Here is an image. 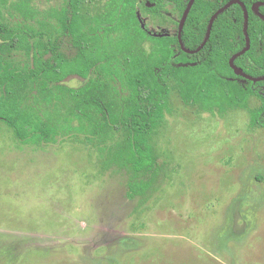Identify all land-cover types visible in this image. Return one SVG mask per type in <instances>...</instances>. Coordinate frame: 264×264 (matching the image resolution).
<instances>
[{"label": "rangeland", "instance_id": "374dc122", "mask_svg": "<svg viewBox=\"0 0 264 264\" xmlns=\"http://www.w3.org/2000/svg\"><path fill=\"white\" fill-rule=\"evenodd\" d=\"M2 1L12 25L29 2L37 28L61 4ZM167 9L139 6V14L151 31L175 34L179 16ZM170 109L152 137L168 176L144 199L127 197V176L98 141L72 130L55 143L23 144L0 120V264H264V127L251 126L246 109L186 105L176 90ZM114 133L109 145L123 137Z\"/></svg>", "mask_w": 264, "mask_h": 264}, {"label": "trees", "instance_id": "16d2710c", "mask_svg": "<svg viewBox=\"0 0 264 264\" xmlns=\"http://www.w3.org/2000/svg\"><path fill=\"white\" fill-rule=\"evenodd\" d=\"M60 1L49 12L51 21L38 28L29 2L19 6L21 20L14 25L0 8V120L21 143H55L72 130L82 133L98 141L109 162L125 173L127 197L144 199L168 176V161L152 137L171 112L173 90L186 105L213 114L246 109L250 125L264 127V80L238 75L230 65L246 46L240 4L219 14L204 47L189 53L178 32L190 0H106L94 13L96 0ZM229 1L195 0L183 29L187 48L203 43L212 15ZM242 1L249 11L251 46L235 64L263 77L264 20L253 5L264 0ZM168 5L179 16L175 34L153 35L142 27L139 6L164 15ZM260 11L264 14V5ZM72 76L83 84L66 85ZM252 98L259 106H250ZM43 104L46 114L39 113ZM56 107L60 112H49ZM115 131L123 137L109 145Z\"/></svg>", "mask_w": 264, "mask_h": 264}, {"label": "water", "instance_id": "95a60500", "mask_svg": "<svg viewBox=\"0 0 264 264\" xmlns=\"http://www.w3.org/2000/svg\"><path fill=\"white\" fill-rule=\"evenodd\" d=\"M194 2H195V0H190L189 1L188 5H187V8L184 11L183 16H182L181 21H180L178 38H179V41H180L182 49L184 51H186V52H189V53H195V52H198L199 50H201L204 47V45L206 44V42L208 41L209 37H210L211 31H212V27H213L214 21L217 18V16L219 14H221L222 12H224L226 9H228L231 5H233L235 3H238V4H240L243 7L244 14H245L244 31H245V35H246L247 44H246L245 48L242 51H240V52H238V53H236L235 55L232 56V58L230 59V65L234 69L235 73L238 74V75H242V76H244V77H246V78H248L250 80H253L254 82L258 81V80H264V77L256 78V77H253V76L247 74L241 67H239L238 65L235 64L236 58L238 56H240L241 54L245 53L250 48V37H249V33H248L249 11H248V8H247L246 4L242 0H230L228 3H226L225 5L220 7L212 15V17L210 19V22H209V25H208V29H207V34H206V37H205L203 43L197 49L192 50V49L187 48L185 46V44H184V41H183V29H184V25L186 23V20L188 18V15H189V13L191 11V8H192ZM149 5L151 6L152 4H149ZM261 5H264V2L255 3L254 6H253V10H254V12L256 14H258L260 17H262L264 19V14L259 9V7ZM138 15L140 16L139 13H138ZM140 21L142 23V27L144 29H146V25L143 22L141 17H140ZM150 33L153 34V35H163V34H165V33H158V32H152V31H150Z\"/></svg>", "mask_w": 264, "mask_h": 264}, {"label": "flooded vegetation", "instance_id": "af4514ba", "mask_svg": "<svg viewBox=\"0 0 264 264\" xmlns=\"http://www.w3.org/2000/svg\"><path fill=\"white\" fill-rule=\"evenodd\" d=\"M254 6V5H253ZM259 9H260V7H259ZM262 18V17H261ZM263 19V18H262ZM264 20V19H263ZM146 29H148L149 31H151V29H149L148 27H147V25H146ZM152 32H154V31H152ZM248 33H249V31H248ZM245 37H246V35H245ZM249 37H250V35H249ZM246 44H247V41H246ZM250 46H251V39H250ZM245 48V47H244ZM250 49V48H249ZM235 72V71H234ZM248 74V73H247ZM250 75V74H249ZM242 76V75H241ZM252 76V75H251ZM244 77V76H243ZM254 77V76H253ZM264 77V76H263ZM246 78V77H245ZM256 78H259V77H256ZM253 81V80H252ZM258 81H260V80H258ZM255 82H257V81H255Z\"/></svg>", "mask_w": 264, "mask_h": 264}]
</instances>
